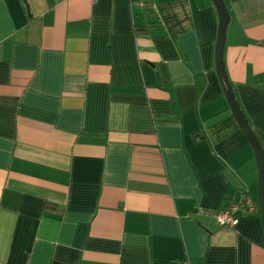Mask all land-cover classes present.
Returning <instances> with one entry per match:
<instances>
[{"label":"crops","instance_id":"crops-1","mask_svg":"<svg viewBox=\"0 0 264 264\" xmlns=\"http://www.w3.org/2000/svg\"><path fill=\"white\" fill-rule=\"evenodd\" d=\"M151 1L0 0V264H264L216 10ZM224 1L225 69L264 149V0Z\"/></svg>","mask_w":264,"mask_h":264},{"label":"water","instance_id":"water-1","mask_svg":"<svg viewBox=\"0 0 264 264\" xmlns=\"http://www.w3.org/2000/svg\"><path fill=\"white\" fill-rule=\"evenodd\" d=\"M210 1L213 4L217 14V32L214 50L215 70L230 111L238 123L245 138L247 139L255 156L257 165V202L261 220L264 225V149L253 129L251 128L238 100L236 99L232 84L229 81L225 69L223 53L226 40V30L230 21L229 10L224 0Z\"/></svg>","mask_w":264,"mask_h":264},{"label":"built area","instance_id":"built-area-1","mask_svg":"<svg viewBox=\"0 0 264 264\" xmlns=\"http://www.w3.org/2000/svg\"><path fill=\"white\" fill-rule=\"evenodd\" d=\"M243 204L245 207H247L248 210H253L254 207L251 204V199L249 198H244L243 200ZM235 207H231V209H234ZM214 217L216 219V221L223 225V224H234L236 222V220L233 218L231 210H225V211H219L217 213L214 214Z\"/></svg>","mask_w":264,"mask_h":264},{"label":"trees","instance_id":"trees-1","mask_svg":"<svg viewBox=\"0 0 264 264\" xmlns=\"http://www.w3.org/2000/svg\"><path fill=\"white\" fill-rule=\"evenodd\" d=\"M131 1H132L133 5L135 4V6H136V4H137L138 6H140V8L143 10L144 14H146V15H152V14L154 15L155 14L151 0H131ZM136 31L139 34L147 33L145 29H141L138 27H136ZM242 205H244L243 201H242Z\"/></svg>","mask_w":264,"mask_h":264}]
</instances>
